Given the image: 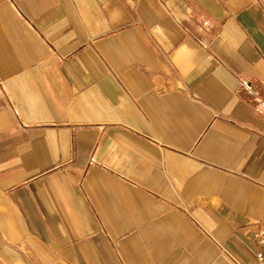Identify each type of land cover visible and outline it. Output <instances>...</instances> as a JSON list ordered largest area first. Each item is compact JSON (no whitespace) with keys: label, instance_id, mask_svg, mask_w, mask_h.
<instances>
[{"label":"crops","instance_id":"obj_1","mask_svg":"<svg viewBox=\"0 0 264 264\" xmlns=\"http://www.w3.org/2000/svg\"><path fill=\"white\" fill-rule=\"evenodd\" d=\"M264 0H0V264H256Z\"/></svg>","mask_w":264,"mask_h":264},{"label":"built area","instance_id":"obj_2","mask_svg":"<svg viewBox=\"0 0 264 264\" xmlns=\"http://www.w3.org/2000/svg\"><path fill=\"white\" fill-rule=\"evenodd\" d=\"M259 242V248L255 253L256 264H264V226L255 233Z\"/></svg>","mask_w":264,"mask_h":264}]
</instances>
